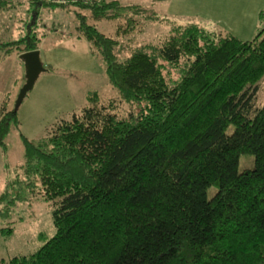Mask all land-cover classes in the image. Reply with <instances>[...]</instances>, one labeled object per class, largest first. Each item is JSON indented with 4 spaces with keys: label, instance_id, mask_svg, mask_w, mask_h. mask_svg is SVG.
Returning <instances> with one entry per match:
<instances>
[{
    "label": "trees",
    "instance_id": "16d2710c",
    "mask_svg": "<svg viewBox=\"0 0 264 264\" xmlns=\"http://www.w3.org/2000/svg\"><path fill=\"white\" fill-rule=\"evenodd\" d=\"M25 2L31 14L73 5L95 21L139 9L117 0ZM13 7L0 0V10ZM76 18L118 98L90 92L79 111L42 137L20 134L17 188L50 203L54 232L40 234L44 241L31 253L0 264H264V105L252 104L264 75V10L251 39L169 21L155 44L122 60L115 38L84 13ZM38 43L27 27L0 50L19 55ZM6 106L7 97L0 146L18 124L16 110ZM245 153L253 166L237 172ZM209 186L216 190L207 198Z\"/></svg>",
    "mask_w": 264,
    "mask_h": 264
},
{
    "label": "rangeland",
    "instance_id": "374dc122",
    "mask_svg": "<svg viewBox=\"0 0 264 264\" xmlns=\"http://www.w3.org/2000/svg\"><path fill=\"white\" fill-rule=\"evenodd\" d=\"M25 1L12 0L13 8L0 10V43L16 40L27 27L32 28L39 37L37 50L43 70L17 106L18 124L10 125L0 146V194L5 193L0 200V230L12 228L9 235L0 232V259L31 253L44 241L40 234L47 238L54 232L50 203L36 193L17 188L23 161L20 134L28 139L42 137L56 120L79 111L90 92L105 100L118 98L116 90L107 83L100 56L77 32L76 12L84 13L88 24L117 40L114 54L122 60L135 49L155 44L167 32L169 21L193 22L240 39H251L258 26L257 8L264 10V0H117L139 9L128 7L112 20L95 21L87 10L73 5L41 7L31 14ZM23 82L21 59L15 52L4 55L0 50V104L7 97L6 108L13 107L14 95ZM255 84L252 104L257 108L264 105V75ZM231 130L232 125H228L225 133ZM252 166L251 154L238 156L237 172ZM215 190L209 186L206 197Z\"/></svg>",
    "mask_w": 264,
    "mask_h": 264
},
{
    "label": "water",
    "instance_id": "95a60500",
    "mask_svg": "<svg viewBox=\"0 0 264 264\" xmlns=\"http://www.w3.org/2000/svg\"><path fill=\"white\" fill-rule=\"evenodd\" d=\"M18 57L21 59L23 64L24 82L15 95V100L13 103V111L17 109V106L21 102L26 91L32 87L36 77L43 70L39 60L37 49L24 51L20 53Z\"/></svg>",
    "mask_w": 264,
    "mask_h": 264
},
{
    "label": "crops",
    "instance_id": "0c3cea01",
    "mask_svg": "<svg viewBox=\"0 0 264 264\" xmlns=\"http://www.w3.org/2000/svg\"><path fill=\"white\" fill-rule=\"evenodd\" d=\"M262 8H257V12L259 11V10H261Z\"/></svg>",
    "mask_w": 264,
    "mask_h": 264
}]
</instances>
